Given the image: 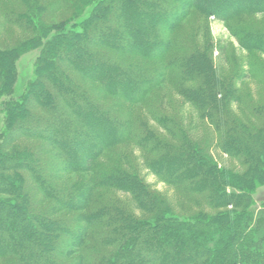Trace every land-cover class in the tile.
Here are the masks:
<instances>
[{"label": "trees", "instance_id": "16d2710c", "mask_svg": "<svg viewBox=\"0 0 264 264\" xmlns=\"http://www.w3.org/2000/svg\"><path fill=\"white\" fill-rule=\"evenodd\" d=\"M6 1L16 9L2 8L0 31L14 26L38 44L1 43L0 77L18 75L32 47L38 55L22 91L0 96V264H264V215L255 221L252 209L264 183V95L242 88L264 85V28L248 19L264 0H90L50 29L44 17L76 0ZM212 17L249 52L246 64L230 54V68L216 67ZM165 84L215 139H193L167 111L174 103L156 99ZM33 140L56 157L42 158L49 149ZM129 142L176 188L185 216L142 180ZM212 145L243 171L220 166ZM61 172L88 176L63 183Z\"/></svg>", "mask_w": 264, "mask_h": 264}, {"label": "rangeland", "instance_id": "374dc122", "mask_svg": "<svg viewBox=\"0 0 264 264\" xmlns=\"http://www.w3.org/2000/svg\"><path fill=\"white\" fill-rule=\"evenodd\" d=\"M45 2H50V0H43ZM90 0H76L74 6L68 10H60L56 14H52L51 16L44 17L46 26H48V29L54 27L55 25H62L65 23V21L74 18V17H79L82 12H84L85 5L89 2ZM6 7L9 9H13L16 7L9 3L6 0H0V14L2 13V8ZM250 23H253L255 25H260L262 28H264V13L258 14V15H253L250 16L249 18ZM191 21V20H190ZM194 23H197V20L194 21ZM9 29L1 30L0 31V47L3 46L7 47L9 46L10 48H13L15 46H20L21 50L23 49L24 45L29 41V47L32 44V39L28 35L27 32L21 31L18 28H15L14 26L8 27ZM209 29L212 38L214 39L215 42V49L213 53V59L216 67H224L223 69H228L226 65L225 59L226 55H233L234 57L241 59V62L245 64L247 63L249 59V52H247L245 49L242 48L240 41L231 33L229 30V27L226 23H224L221 20L214 19L213 17L211 18L209 22ZM4 41V42H2ZM38 44V41L35 40L33 46ZM221 48H225L221 51ZM32 51L29 53H25L21 56V58L17 61V72L18 75L12 79L10 73L2 74L0 77V96L3 93H6L7 91H11L13 87H15L16 92L22 91L24 84L26 82V78H28L30 75H33V70H34V62L36 61L37 55H38V49L36 48H31ZM260 58L264 60V53H259ZM246 67V65H245ZM248 69V68H247ZM89 83L91 86L93 83L91 81H86ZM242 88L245 90L246 93L252 94L255 97L260 98V96L264 95V85L258 83L256 80L250 78L244 80L242 83ZM165 93H168V96L166 98ZM97 94V93H96ZM262 94V95H261ZM156 99L158 100L159 98L161 100L166 99L167 102L171 101L170 103H174V106H171L170 104L166 105L167 111L171 114H176L178 117L182 116L184 119V127L187 130H191V136L193 139L197 141H204L206 136H210L213 140V138H216V134L214 133V129L209 125V122L207 121H202L194 107L185 101L184 98H182L175 90H173L169 85H164L162 88L157 90V93L155 94ZM42 96V94H41ZM171 98H170V97ZM165 97V98H164ZM172 99V100H171ZM166 102V103H167ZM239 105L234 104L232 106V109L236 112L238 115H242L240 111H238ZM140 109V108H138ZM17 110H14L16 112ZM19 111V110H18ZM17 111V112H18ZM6 110L5 106H2V103L0 101V134L4 132L5 130V116ZM24 113L20 114V116H17L19 118H24ZM28 120V119H27ZM154 125L156 127H160L157 123L154 122ZM4 139L0 136V143H2V140ZM34 142L32 144L36 145L37 143L44 144L46 148L49 149L48 152L42 153V158L48 159L49 157H56L55 155V150L50 151V146L48 144H45L44 140H33ZM123 147L126 149L130 150L134 154V158L137 161L138 166L140 167V175L142 177V180L148 185V187L153 191L154 193H157L161 196H164L169 203L171 204L173 211L180 216H185L186 213L181 209L179 202L180 201H185L181 197V195L178 193L176 188L171 186L170 184L162 181L157 175H155L151 170L147 168V166L143 163V159L141 157L142 151L135 146L134 143L129 142L128 144H125ZM206 151L215 159L216 162L220 164V166H223L227 169L242 172L244 168L238 165V162L235 158L227 155L226 153L222 152L219 148H217L215 145L209 146L206 148ZM39 157L40 156V152ZM110 154L105 153L102 155L99 159L98 162H110L111 160ZM56 162L63 163L61 160H56ZM64 172H61L57 176V180L59 182H72L75 179L81 178L82 177H87L88 174H67L64 175ZM75 178L72 180V178ZM255 193H254V205L252 206V209L255 211V221L256 219L262 217L264 215V183L263 184H258L256 187H254ZM40 195V194H39ZM42 197V195L39 196V198ZM186 203V202H184ZM43 207V206H41ZM213 213V211H211ZM264 218V217H263ZM263 223V222H262ZM264 224L260 225L258 230L260 233L264 232ZM257 234V233H256ZM70 240V238H69ZM1 261V260H0Z\"/></svg>", "mask_w": 264, "mask_h": 264}]
</instances>
